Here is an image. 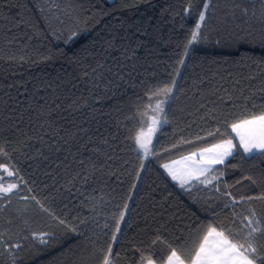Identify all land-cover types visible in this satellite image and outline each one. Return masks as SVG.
Listing matches in <instances>:
<instances>
[{
  "label": "trees",
  "instance_id": "16d2710c",
  "mask_svg": "<svg viewBox=\"0 0 264 264\" xmlns=\"http://www.w3.org/2000/svg\"><path fill=\"white\" fill-rule=\"evenodd\" d=\"M237 2L249 15L237 10L234 19L221 23L233 0H212L209 20L193 41L203 0H191L187 14L189 0H0V142L9 153L0 156V165L14 173L16 183L20 178L25 182L10 203L0 201V231L13 241L27 237L18 253L21 264H101L109 244L114 264H162L168 253L163 244L152 245L156 235L170 241L210 223L208 209L223 199L213 185L181 187L162 165L224 139L234 140L237 148L212 173L224 172L221 192L227 185L237 198L264 193V156L245 155L226 126L264 110V15L257 0ZM72 32L77 36L65 43ZM173 78L175 99H168L167 122L145 160L134 137L142 128L150 90L170 85ZM73 101L78 111L69 109ZM55 104L61 105L52 115L53 120L62 117L58 125L69 132L80 125L90 129L95 142L89 150L102 148L94 160L102 164L104 153L113 156L105 171L87 183L69 182L88 151L81 149L73 160L78 145H72L71 154L49 152L36 139L43 135L38 126L45 123L41 105L47 112ZM217 127L220 133L206 135ZM102 139L110 146L101 145ZM18 141H24L23 147ZM38 150L48 159L37 157ZM246 176L256 179V185ZM22 196H35L52 215ZM125 202L129 209L113 242V217L118 219ZM249 208L264 217V201L238 205L235 211L248 215ZM217 211L221 219L231 215ZM52 216L66 218L77 231L57 226ZM91 217L108 228L91 220L86 227L80 224ZM33 232L51 235L41 244ZM0 264H11L8 254L0 255Z\"/></svg>",
  "mask_w": 264,
  "mask_h": 264
},
{
  "label": "snow or ice",
  "instance_id": "6c2138e0",
  "mask_svg": "<svg viewBox=\"0 0 264 264\" xmlns=\"http://www.w3.org/2000/svg\"><path fill=\"white\" fill-rule=\"evenodd\" d=\"M257 2L261 6L262 15H264V0H257ZM254 6L255 4H253V7ZM191 7V0H189V7L185 9L186 14L191 10ZM212 8V0H203V10L199 11L196 31L192 34L193 41L198 38L197 34L201 30L202 24L208 22L209 13L212 11ZM237 10H239L241 16L247 17L249 15V9L247 7H241L237 0H233L230 8L225 11L224 17L221 18V23H227V18L229 17L234 19ZM41 11H43V9H41ZM254 15L255 13H253V16ZM21 23H24V21L21 20ZM76 36L77 33L72 32L65 43L70 42ZM189 43L191 44L192 41H189ZM184 55H188L187 48H185ZM10 59H15V57H10ZM20 59L23 60V57ZM179 63L184 65V59H181ZM100 67H102V65ZM93 71L95 72V69ZM85 75H87V73H85ZM201 83H203V81H201ZM175 88L176 80L173 78L170 85H164L163 87H156L154 90H150L151 95L148 98H156L163 94L166 99L174 100ZM261 91L264 92V89ZM225 93H227L226 89ZM41 99L43 98L41 97ZM220 99L221 102H223L224 97L222 96ZM229 99L231 100V97H229ZM250 99V96L243 98L245 105H247ZM163 103V100L157 99L155 108H152L151 105L145 107L154 112L162 111ZM43 107L44 106L41 105L39 115L45 118V123L38 126L42 130L43 135L36 137L42 146L47 147L49 152L58 153L64 151L71 154L70 149L72 145H78L76 154L73 155V160H76L77 156L82 154L81 149L90 153L86 159L78 161L80 171L76 172L74 179L69 183L73 186L77 180H83L87 183L95 173L104 172L105 168L109 166L108 162L113 159V156L104 153L106 159L102 164L98 160L93 159V156H98L102 153V148L97 145L89 150L88 145L95 142V137L90 135V129L80 125L76 126L74 132H69L65 129V126L57 124V120L62 117H57L56 120L52 119L53 112L60 109V104H55L54 108L50 107L47 112L43 111ZM203 107L204 104H201V108ZM253 107H255V105H253ZM69 109H74L75 111L79 110L76 101H73L69 105ZM143 115L147 117V112L143 113ZM148 119H150L151 123L148 126L147 132L141 129L134 137L137 151L142 152L145 158L150 154L149 145L151 144V135L155 132L154 126L160 123L155 115L148 117ZM164 122L166 123L167 120L165 119ZM69 123L73 122L70 121ZM226 126L239 138L238 144L239 147L243 149L244 153L252 156L254 152H258L259 155L264 156V110L259 111L258 114L255 112L249 113L246 118L236 120L231 124H226ZM61 133H63V135H61ZM218 133H220L219 127L213 131H208L206 135L211 137ZM45 136L49 139L45 140ZM196 139L199 140L202 139V137L197 136ZM81 141H83V143H81ZM18 143L23 147L24 141H18ZM179 143L187 144L191 143V141L181 140ZM100 144L110 146L107 139H102ZM172 147L175 148L177 145H173ZM236 148L237 144H234L232 139H224L219 143L211 145V147L202 148L198 152H193L189 156L183 157V159L187 160L199 155L200 160L197 162L198 166L194 170L179 177L168 164L162 165V167L169 170V174L174 180L180 179L181 187L191 186L195 183L205 186L213 185L216 192L220 193V196L223 198L216 206L208 209V211L212 213L210 223L196 227L194 230H190L187 235L181 234L170 241H165L160 235H156L155 239L151 241L152 245L163 244L168 253L166 258L163 256L161 257L162 264H264V217L258 215L254 208L248 209V215H243L235 211L238 205L250 204L253 201H264V193L256 196L242 195L237 198L233 196L231 191L227 190L229 187L227 185H225V190L221 192L219 181L220 177L224 175L223 171H220L219 175H212V173L217 171L215 166L224 165L227 158L233 155ZM167 150L168 149H165V151ZM205 154H208L207 157H205ZM0 156L5 158L9 156L6 145L3 142H0ZM36 156L45 160L48 159V156L44 155L43 151L40 150L37 151ZM65 159H67V155ZM144 167L145 165L141 163L140 169L143 170ZM0 169L7 172L8 176L14 175L13 172L8 171L6 165H0ZM136 179H140L139 171L136 173ZM244 179L250 181L252 185H256L257 183L256 179L252 176H246ZM213 181L217 183L213 184ZM23 183L25 182L22 178H20L19 183H11L7 186L0 183V201H8L10 203L11 196L18 194L19 186ZM236 183L239 184L241 181H237ZM136 186V183H133L132 188L135 189ZM28 191L30 193L32 189L29 188ZM131 198V196L128 197L129 200ZM20 199L25 202L34 201L41 212L52 215L49 209L45 207L41 201L37 200L35 196H22ZM128 209L129 205L125 202L122 210L119 212L118 219L113 217L115 220V232H113L111 236L113 242L118 240L117 233L121 232L120 223L125 220ZM217 209H219L220 212H231V215L221 219ZM25 211H27V208ZM52 220L57 226H62L72 232L77 231L76 227H70V224L66 222V218L62 219L52 216ZM87 220H91L92 223L97 224V227L108 228V224L100 226L94 217L81 220L80 224L86 227ZM9 223H11V221H9ZM5 235L4 231H0V255L6 253L11 259V264H21L23 256L18 255V253L23 249V240L27 239V237H22L19 241H13L10 235L5 239ZM50 235L51 233L44 232L31 233V236L37 239L41 244L47 243V237ZM101 264H114L111 244H109L106 251L103 253ZM149 264H152L151 260Z\"/></svg>",
  "mask_w": 264,
  "mask_h": 264
},
{
  "label": "rangeland",
  "instance_id": "374dc122",
  "mask_svg": "<svg viewBox=\"0 0 264 264\" xmlns=\"http://www.w3.org/2000/svg\"><path fill=\"white\" fill-rule=\"evenodd\" d=\"M157 99H159V100H163L164 101V103L162 104V111H150V110H148L147 109V117H145L144 115H143V118H142V123H143V125H142V128L141 129H143L145 132H147V129H148V126H149V124L151 123V121H150V119H148V117H152L153 115H155L156 117H157V119L160 121V123L158 124V125H156V126H154L155 127V132L151 135V144L149 145V148H150V153H151V151H152V147H153V144H154V140H155V138H156V136H157V134H158V132H159V130H160V128H161V126L164 124V121H165V110H166V105H167V102H168V99H166L165 97H164V95L162 94V95H160L159 97H156V98H152L151 99V101H150V103H149V105H151L152 106V108H155V104H156V102H157ZM208 147H211V145L210 146H208ZM208 147H204V148H208ZM202 149V148H201ZM200 149H198V150H195V151H193V152H198ZM235 151V150H234ZM193 152H191V153H193ZM141 153V155L143 156V158L146 160L148 157H149V155L145 158L144 157V155H143V153L142 152H140ZM191 153H189V154H186V155H184V156H181V157H178V158H176V159H173V160H171V161H169V162H166V163H164V164H168L169 166H170V168L174 171V172H176L177 173V175H178V177L179 176H181V175H183V174H185V173H187V172H189V171H192V170H194L198 165H197V162L200 160V156L199 155H197V156H195V157H192V158H190V159H187V160H185V159H183V157H187V156H189ZM207 155L208 154H205V157H207ZM163 164V165H164ZM164 168V167H163ZM164 170L167 172V174L171 177V179L173 180V181H175L176 183H178V184H180L181 185V181H180V179L178 178V179H176V180H174L173 178H172V176L169 174V170L168 169H165L164 168ZM8 171H11L9 168H8ZM12 172V171H11ZM0 183H3V185L4 186H7L8 184H11V183H16L14 180H13V178H12V176H8L7 175V172H5L3 169H0Z\"/></svg>",
  "mask_w": 264,
  "mask_h": 264
},
{
  "label": "crops",
  "instance_id": "0c3cea01",
  "mask_svg": "<svg viewBox=\"0 0 264 264\" xmlns=\"http://www.w3.org/2000/svg\"><path fill=\"white\" fill-rule=\"evenodd\" d=\"M233 134H234V136H235V138H236V140H237V142H238V140H239V138L236 136V134L233 132ZM217 143H219V142H217ZM233 143L235 144V142H234V140H233ZM216 144V143H215ZM241 150H242V152H243V149L241 148ZM244 153V152H243ZM245 155H249V154H246V153H244ZM147 264H149V263H147ZM152 264H154V263H152Z\"/></svg>",
  "mask_w": 264,
  "mask_h": 264
}]
</instances>
